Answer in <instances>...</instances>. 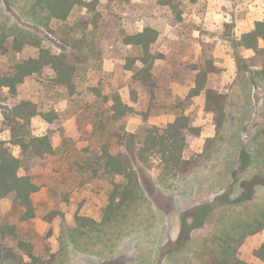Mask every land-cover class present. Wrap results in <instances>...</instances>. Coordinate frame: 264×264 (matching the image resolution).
I'll list each match as a JSON object with an SVG mask.
<instances>
[{
  "label": "rangeland",
  "instance_id": "rangeland-1",
  "mask_svg": "<svg viewBox=\"0 0 264 264\" xmlns=\"http://www.w3.org/2000/svg\"><path fill=\"white\" fill-rule=\"evenodd\" d=\"M96 1L95 10L76 7L67 22L52 21L51 30H46L30 18L33 0H0V24L22 27L40 38L44 48L55 54L66 53L76 66L78 81L77 94L70 96L66 89L53 85V74L48 69L28 79L16 97L4 90L0 101V140L11 139L10 131L5 130L3 113L20 101H31L43 111L55 110L61 125L50 126L40 117L32 119L33 135H50L55 151L29 167V173L39 185L33 196L34 218L25 220L11 200L0 199V264H188L194 261V252L179 254L174 250L183 247L179 239L182 224L194 223V209L201 205L215 209L221 202L218 198L226 200L231 192L232 200L246 198L242 187L248 186L252 173L264 172V158L256 152L257 143L253 141L256 127L263 122L264 81L260 87H254L237 74L232 85L222 86V70L217 67L209 75L208 85L212 89L217 87L216 91L227 97L230 123L211 142L208 139L196 142L195 150L190 148L193 139L183 154L187 161H193L192 171L169 176L163 185L158 179L164 168H159V158L150 157L149 168L138 165L136 171L145 194L125 218L101 225L115 184L127 181L122 176L104 173L103 164L96 159L101 150L106 148L112 155L134 158L141 130L155 126L153 119L160 116L159 112L180 116L186 115L188 108L193 109L188 115L193 123L206 118L207 113L201 112L192 98L174 99L166 92L165 76L171 72L177 78L195 81L196 68L216 61L224 64L226 58L221 56L224 51L218 52L224 45L217 48L218 43L211 38L214 34L222 38L226 32L233 31L222 25L216 29L207 23L231 22L232 15L237 20L245 19L248 14L264 19V0H201L197 4L166 0L183 12L182 22L176 20L169 6L163 5L164 0ZM146 26L159 33L151 49L158 58L153 68V87L134 78L135 71L142 67L137 61L141 50L123 43L126 35L142 32ZM225 41L224 38L222 43ZM260 44L264 46V42ZM228 45L233 56L235 51ZM37 53L35 47L29 46L18 54H1L0 69L7 71L15 61L35 57ZM239 55L252 57L244 51ZM160 85L164 91H158ZM118 94L134 112L116 120L111 112V99ZM166 125L162 123L159 127ZM12 149L19 156L20 149L13 146ZM198 150L202 152L196 153ZM241 150L255 157L250 173L244 174L240 168ZM20 174L25 175L26 170L22 168ZM258 178L263 180L261 176ZM192 184L195 190L189 194ZM213 192L218 195L213 196ZM256 193L249 194L256 195L252 203L241 204L231 212L215 209L209 223L224 215L234 221L251 222L260 218L262 223L264 186L257 187ZM208 198L212 201L203 203ZM169 199L173 200L171 205ZM184 199L187 202L181 203ZM158 204L163 211L170 205L175 213L161 214ZM77 216L90 218L99 227L96 231L84 228L85 236L72 238V229L78 226ZM207 231H194L191 243H186L185 248L198 243ZM263 243L264 228L244 240L237 251L239 259L246 264H264L254 254Z\"/></svg>",
  "mask_w": 264,
  "mask_h": 264
},
{
  "label": "trees",
  "instance_id": "trees-1",
  "mask_svg": "<svg viewBox=\"0 0 264 264\" xmlns=\"http://www.w3.org/2000/svg\"><path fill=\"white\" fill-rule=\"evenodd\" d=\"M188 1L197 4L201 0ZM162 3L174 11L178 22H182L183 12L176 5L166 0ZM96 4V0L92 2L85 0H33L29 15L34 23L43 26L46 30H51L50 24L52 21L67 22L76 7L93 11L96 9ZM83 27L86 28L87 23ZM225 27L231 29L230 25ZM158 37L159 33L155 28L146 26L142 32L126 35L123 39L125 45L141 50L142 55L137 58V61L142 63V67L135 71L134 78L150 87L154 86L153 68L155 61L158 59L151 53V49ZM223 37L229 39L235 51L233 58L238 67V77L242 76L244 82L248 85L260 87L262 81H264V47L260 44L264 42V21L255 22L254 29L242 34L241 37H236L231 32H226ZM29 46L37 49L38 53L35 57L17 60L7 71L0 69V101H2L5 89L12 97H16L19 88L28 79L42 75L48 69L52 71L51 82L55 87L66 89L70 96L76 95L78 92L76 66L70 62L66 53L55 54L44 48L40 38L22 27L0 24V55L18 54ZM244 50H252L254 56L250 58L240 56L239 53ZM218 69L214 63H208L204 68H196L195 88L190 91L187 98H193L205 92V112L213 114L216 132L220 133L227 121V97L208 87L209 75ZM129 70L133 71L132 68ZM111 100L113 102L111 112L114 114V119L117 120L134 112L133 107L124 103L119 94L114 95ZM3 115L5 130L10 131L11 139L9 141L0 140V199L11 200L14 208L21 212L22 218L28 220L35 216L33 196L39 191V185L29 173V167L34 165L37 160L52 155L55 151L50 135H33L31 129L32 119L40 117L50 126H60L61 121L55 110L43 111L41 107L31 101H20L13 104ZM256 130L253 139L254 143H257L255 149L264 158V143H259V140H264V104L263 122L256 127ZM141 132L140 138L138 137L136 142L139 146L138 152L134 158L130 155H112L106 148H103L101 155L96 157L98 162L103 164L105 174L122 176L127 179L124 183L115 184L110 195L109 205L103 211L101 222L103 226L125 218L131 207L143 197L145 189L136 170L138 165L149 168L150 157L159 158V168L164 167L158 178L162 185L167 177L187 174L194 167H192L194 165L193 161H187L183 154L188 149L189 143L201 136L202 129L195 126L189 116L180 115L175 122L163 128L149 126L142 129ZM213 139H208V142ZM12 146L20 149L19 156L14 155ZM251 154L247 150H241L239 153L240 168L244 174L246 172L250 173L249 169L254 164L255 157ZM22 168L26 170L25 175L20 174ZM259 176L263 180L258 181ZM249 181L248 186L242 187L247 196L246 198L232 200L233 193L231 192L229 198L221 202L215 209L231 212L232 208H238L241 204L252 203L256 199V188L264 186V172L260 171V174L258 172L252 173ZM250 189L253 193L255 192L254 197L249 196ZM197 212L198 215H201L204 210L197 209ZM195 214L196 212L192 213L193 216ZM76 221L78 226L72 229V238L76 235L77 237L85 236L84 228L96 231L99 227L95 221L87 217L77 216ZM263 222L261 223L260 218H254L251 222H246L242 220L234 221L225 215L218 216L214 218L212 224L208 220L206 228L208 231L204 233L203 238L198 239V243L191 245L189 249L183 248L175 253L180 254L192 250L195 259L188 264H246L239 259L237 251L249 235L257 234L263 230ZM254 254L264 262V243ZM175 264H180V262Z\"/></svg>",
  "mask_w": 264,
  "mask_h": 264
},
{
  "label": "crops",
  "instance_id": "crops-1",
  "mask_svg": "<svg viewBox=\"0 0 264 264\" xmlns=\"http://www.w3.org/2000/svg\"><path fill=\"white\" fill-rule=\"evenodd\" d=\"M238 21L240 23H238ZM257 21H264V19L261 18L260 16H256L255 14H251V15L248 14V16H246V18L243 20H237L232 15V21L231 22L226 20L225 22H227V23H207V24L209 26L215 27L216 29L220 28L221 27L220 25H222V26L230 25L231 29L233 31L232 34H234L236 37H241L242 34L252 31L255 27V22H257ZM233 22H235V23H233ZM211 39L215 44L218 43L217 48L221 44L224 45V46H222V49H218V52L224 51V52H221V56H225L226 62L224 64L221 61H216L214 63V65L216 67L221 68V70H222L221 77H220V84L222 86H224V85L227 86L229 84L232 85L233 82L235 81L236 77H237L238 67L234 61L232 54H230V51H229V45H228V43H230L229 39L226 38L228 40L225 39L226 41L222 43V40L224 39V37L217 38L216 34L212 35ZM262 47H264V46H262ZM244 52H245V54H251V56H254V52L252 50H244ZM248 56H250V55H248ZM247 58H250V57H247ZM165 81L166 82H163V84H166V89H167L166 92L171 94L172 97H174V99H185V98H187L190 91L195 88V81H189V80L177 78V76L173 75L171 72H167V74L165 76ZM208 87H209V85H208ZM157 88H158V86H157ZM209 88H211V87H209ZM214 89L217 90L218 88L214 87ZM158 91H164L162 85H160V89H158ZM226 91L229 92V90H226ZM192 99L194 100V102H197V104L199 105L198 106L199 110L201 112H204L205 111V105H206L205 92H202L200 95L195 96ZM192 110L193 109L186 108V111L184 112V114H186L188 116L190 114V112H192ZM168 113H169L168 111L167 112H159L160 116H157L156 118H154L152 124L159 127V125L162 123H165L168 125L170 123L175 122V120L178 116L174 115V114H168ZM206 115H207L206 118H203V117L198 118L194 122L195 126L200 127L202 129V134L199 138H195V140L192 143L190 148L194 149L195 146L197 145L196 142H201L203 140L205 141L207 139H212V138L216 137L217 132H216V127H215L214 122H213L214 116H213V114H206ZM202 121H204V123H202ZM228 123H230V122L226 121L225 126H227ZM199 152H202V151L201 150L196 151V153H199ZM177 182L178 181H176V183ZM189 187L192 190L189 189L188 193L189 194H190V192L193 193L195 190V187L193 186V184ZM212 195L214 196V195H218V194L216 192H213ZM182 197H184V195ZM190 197L191 196H189V200H190ZM208 201H212V200L210 198H208L207 200H204L203 203H207ZM180 202L186 203L187 200L184 199ZM159 211L161 214L165 213L163 210L159 209Z\"/></svg>",
  "mask_w": 264,
  "mask_h": 264
},
{
  "label": "flooded vegetation",
  "instance_id": "flooded-vegetation-1",
  "mask_svg": "<svg viewBox=\"0 0 264 264\" xmlns=\"http://www.w3.org/2000/svg\"><path fill=\"white\" fill-rule=\"evenodd\" d=\"M252 192V191H251ZM254 194V193H253ZM219 199V201H221V202H223L224 201V199L225 198H223V197H219L218 198ZM170 201L171 202H173V200L172 199H169V203H170ZM220 202V203H221ZM205 204H207V203H205ZM170 205H171V203H170ZM170 205H168V210L167 211H164L165 212V214H167V215H173V213H175L174 211H173V208H171L170 207ZM158 209H160V210H164V208L162 207V206H160V204H158ZM197 209H201V210H204V212L200 215H198V212H197ZM197 209H194V212H196V214L193 216V224L192 225H188V224H186L185 222L182 224V234H181V236L179 237V239L182 241V246L183 247H181V248H179V249H177V250H174V251H179V250H181V249H183V248H185V246H186V243L187 244H189L190 243V241H191V239H192V233L194 232V231H196V230H205L206 228H207V223H208V220H210V215L212 214V212L214 211V208H212V207H209L208 208V205H201L199 208H197ZM210 211V212H209ZM184 219L186 218V217H183ZM183 236V237H182ZM190 236H191V238H190ZM178 239V240H179ZM184 243V244H183ZM185 245V246H184Z\"/></svg>",
  "mask_w": 264,
  "mask_h": 264
}]
</instances>
